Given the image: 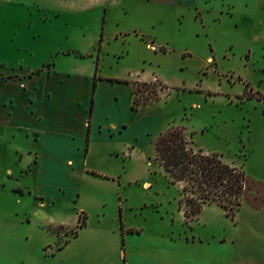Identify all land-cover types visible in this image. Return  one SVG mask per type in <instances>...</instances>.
Here are the masks:
<instances>
[{"label":"rangeland","instance_id":"obj_1","mask_svg":"<svg viewBox=\"0 0 264 264\" xmlns=\"http://www.w3.org/2000/svg\"><path fill=\"white\" fill-rule=\"evenodd\" d=\"M146 2L0 0V63L89 71L98 60L105 75L75 93L72 77L49 81L60 111L44 100L40 128L6 129L0 264H264V0ZM173 124L245 170L239 207L185 214L155 157Z\"/></svg>","mask_w":264,"mask_h":264},{"label":"trees","instance_id":"obj_2","mask_svg":"<svg viewBox=\"0 0 264 264\" xmlns=\"http://www.w3.org/2000/svg\"><path fill=\"white\" fill-rule=\"evenodd\" d=\"M102 40L103 32L100 36V45ZM98 68L99 64H97V71ZM40 70L41 68H38L34 72ZM120 80L130 82L129 79L121 78ZM96 81L97 78L95 84ZM137 81L138 83L148 82L147 80ZM94 102L95 96L93 95L91 111ZM139 103L133 86L132 106L137 107ZM191 142L186 127L176 124L161 131L155 140L156 160L182 190L185 214H197L206 203L212 202H217L228 211L239 207L242 204L247 182L245 170L228 163L220 153L208 151L202 147L196 148ZM86 217L87 215L81 212L80 222L82 224L86 222Z\"/></svg>","mask_w":264,"mask_h":264},{"label":"crops","instance_id":"obj_3","mask_svg":"<svg viewBox=\"0 0 264 264\" xmlns=\"http://www.w3.org/2000/svg\"><path fill=\"white\" fill-rule=\"evenodd\" d=\"M146 1L148 0H104V3L112 4L114 6L122 5L126 11H128L129 9L133 11L143 4H149ZM107 14L108 10L106 11L105 17L107 16ZM104 21L107 22V18L106 20L104 18ZM67 32L69 35H76L78 33V26L75 25V23H68ZM81 55L83 56L82 53ZM96 62L97 64H99L98 60ZM50 63L51 64H46L42 67L35 68L30 66L18 67V65L9 66L7 64L13 63H8L6 61L0 63V143L5 142L7 128L14 129L13 131L19 128L25 129L28 131V133H31L30 130L35 129L37 126L40 128L41 124L43 123V120L41 119L43 118V110L45 107L44 100H46V106L50 107L49 109H53L54 107H56L55 109L60 111L58 107L61 106L59 104H56L55 102L56 96L58 95L57 86L47 87L50 85L49 81H59V85H66V81L72 77V80L70 81H72L73 83V92L75 93V86H77L80 82L88 81L89 85H92L93 82L95 87L97 88L98 80L105 76L99 73V68L97 71V64H95L94 68H92V65L89 64L91 70L86 71L87 69L84 63L72 65L74 66V70H70L72 67L71 65L68 67L59 68L56 66V64H53L52 62ZM38 68H41V70L39 72H34V70ZM96 78L97 81L95 84ZM154 78H157V76H155ZM120 79L121 78L119 77L117 80ZM67 85L70 86V84ZM66 89H68L69 91L71 90L70 87ZM76 94H74L73 96H76ZM90 94V104L92 105V98L94 94L92 95L91 88L87 93V98L90 96ZM95 103L96 98L94 106ZM41 104H43L44 107H42ZM79 107H82V104H80ZM93 113L94 107L92 111L91 107H86L83 111L86 119L89 116V120L86 123L89 127L88 132L90 136L93 128V123L91 121L93 118ZM102 125L100 126L102 127ZM107 125H109L110 128H118V123L116 124L115 122H110Z\"/></svg>","mask_w":264,"mask_h":264},{"label":"snow or ice","instance_id":"obj_4","mask_svg":"<svg viewBox=\"0 0 264 264\" xmlns=\"http://www.w3.org/2000/svg\"><path fill=\"white\" fill-rule=\"evenodd\" d=\"M3 15L0 13V50H2L3 39H4V29H3Z\"/></svg>","mask_w":264,"mask_h":264}]
</instances>
